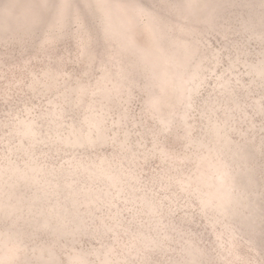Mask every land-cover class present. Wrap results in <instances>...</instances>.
Wrapping results in <instances>:
<instances>
[{
    "label": "rangeland",
    "instance_id": "rangeland-1",
    "mask_svg": "<svg viewBox=\"0 0 264 264\" xmlns=\"http://www.w3.org/2000/svg\"><path fill=\"white\" fill-rule=\"evenodd\" d=\"M0 264H264V0H0Z\"/></svg>",
    "mask_w": 264,
    "mask_h": 264
}]
</instances>
